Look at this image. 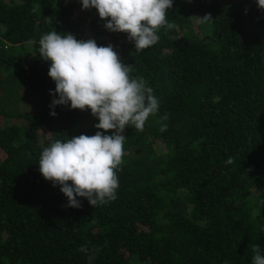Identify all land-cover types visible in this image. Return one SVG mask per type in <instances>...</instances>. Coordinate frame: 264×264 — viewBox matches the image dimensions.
Returning <instances> with one entry per match:
<instances>
[{
    "label": "trees",
    "instance_id": "obj_1",
    "mask_svg": "<svg viewBox=\"0 0 264 264\" xmlns=\"http://www.w3.org/2000/svg\"><path fill=\"white\" fill-rule=\"evenodd\" d=\"M167 18L175 27L136 52L80 0H0V264H88L82 245L99 247L92 264H251L253 244L264 254V10L173 0ZM53 30L113 45L160 101L143 132L124 130L117 199L104 205L67 207L39 172L51 142L102 131L90 110L51 107L38 41Z\"/></svg>",
    "mask_w": 264,
    "mask_h": 264
},
{
    "label": "clouds",
    "instance_id": "obj_2",
    "mask_svg": "<svg viewBox=\"0 0 264 264\" xmlns=\"http://www.w3.org/2000/svg\"><path fill=\"white\" fill-rule=\"evenodd\" d=\"M82 10L95 8L109 32L126 33L135 51L141 52L158 43V32L174 28L168 21L173 0H80ZM264 10V0H256ZM198 23H208L210 14L197 17ZM51 23V19L48 20ZM29 44L35 41H28ZM39 57L50 62L48 76L55 83L51 107L69 105L71 109L90 110L98 119L94 135H79L65 141L59 139L43 148L39 172L53 186L59 185L67 197V207L79 208L77 197L92 206L117 199L123 164V135L127 127L143 132L149 117L159 111L160 101L143 78L130 75V65L121 62L113 45L98 46L93 39L77 40L72 34L55 30L43 34L38 41ZM55 115V112H51ZM167 115L161 117L162 121ZM167 125L161 124L160 131ZM111 132L110 135L104 133ZM227 164H232L229 157ZM78 251L87 255L88 264L96 259L99 247L90 250L82 245ZM251 264H264L259 244L252 246Z\"/></svg>",
    "mask_w": 264,
    "mask_h": 264
},
{
    "label": "rangeland",
    "instance_id": "obj_3",
    "mask_svg": "<svg viewBox=\"0 0 264 264\" xmlns=\"http://www.w3.org/2000/svg\"><path fill=\"white\" fill-rule=\"evenodd\" d=\"M154 144V143H153ZM159 144H161L160 142H157V143H155L154 145H155V147H159V146H157V145H159Z\"/></svg>",
    "mask_w": 264,
    "mask_h": 264
}]
</instances>
